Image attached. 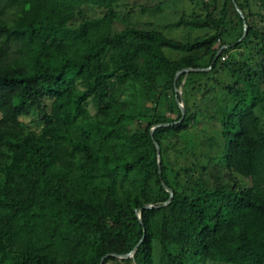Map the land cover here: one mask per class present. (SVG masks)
Segmentation results:
<instances>
[{"label": "trees", "instance_id": "16d2710c", "mask_svg": "<svg viewBox=\"0 0 264 264\" xmlns=\"http://www.w3.org/2000/svg\"><path fill=\"white\" fill-rule=\"evenodd\" d=\"M189 1L118 29L138 0H0V264H264V0H234L240 42L232 0ZM208 67L187 75L179 122L176 73ZM192 76L232 101L216 164H180Z\"/></svg>", "mask_w": 264, "mask_h": 264}, {"label": "rangeland", "instance_id": "374dc122", "mask_svg": "<svg viewBox=\"0 0 264 264\" xmlns=\"http://www.w3.org/2000/svg\"><path fill=\"white\" fill-rule=\"evenodd\" d=\"M141 8H161L162 10L157 16L153 17L147 14L142 15L140 13ZM86 10L91 16L100 14V11L92 7H87ZM193 10L194 7L189 0H138L134 13L128 16L126 22L118 23L117 28L122 29L124 26L131 24L145 25L147 22H158L162 25L178 18L182 12L189 14ZM123 14L126 15V12L124 11ZM159 30L173 39L184 40L189 38L187 32L181 29L170 31L159 27ZM239 52V50L232 51V57L240 59ZM216 77L220 79V83L232 82V78L224 70H220ZM205 80L206 78L203 76H192V83L187 86V93L184 96L187 99L190 111L198 114V123L188 131L187 151L180 159V164L183 166L220 162L223 139L217 118L221 116L227 107L231 106L232 101L224 93L223 86L220 87L209 82L207 91L193 89L198 84L204 83ZM257 115L261 119L264 128V104L257 109ZM245 185H248V182Z\"/></svg>", "mask_w": 264, "mask_h": 264}, {"label": "water", "instance_id": "95a60500", "mask_svg": "<svg viewBox=\"0 0 264 264\" xmlns=\"http://www.w3.org/2000/svg\"><path fill=\"white\" fill-rule=\"evenodd\" d=\"M232 1H233V4H234V7H235L236 12L239 14V16L241 17V19L243 20V34H242L241 38L238 40V42H240V41L243 40L244 37L246 36V33H247V25H246V23H245V21H244L245 18H244V15H243L242 11H241V10L238 8V6L235 4L234 0H232ZM228 48H229V46H223V47H221V48L218 50V52H217V54H216V56H215V58H214L213 63H214V62L216 61V59L218 58V56H219L220 52L222 51V49H228ZM210 69H211V67H208V68H205V69H202V68H185V69H182V70H180V71H178V72L176 73V75H175V80H176L181 74L184 75L181 84L179 85V87H178L177 89H175V92H176L177 95H178V97H177L176 100H177V103H178V106H179V108H180V112H181V115H182V118L180 119L179 122H181L182 119H183V117L185 116L184 99H183V94H182V90H183L182 85H183V83H184V81H185L187 75H188L189 73L205 72V71H208V70H210ZM175 123H177V122H175ZM175 123H170V124H169V123H166V124H157V125L153 126V127L150 129V135L153 136V132H154V130H155L156 128H159V127H168V126L173 125V124H175ZM154 144H155L156 151H157V165H158V168H160V162H161V161H160V150H159V146H158V144L155 143V142H154ZM163 187H164V189L168 192V194H169V198H168V200H167L166 202L162 203L161 206H165V205H167V204L171 201V199H172V197H173V192H172L167 186L163 185ZM154 207H155L154 205L146 204V205L143 206L142 209H152V208H154ZM142 209H140V210L137 211V217H138L140 223H142V219H141V210H142ZM141 241H142V240H141ZM137 247H138V245L135 246V247L133 248V250H131L129 253H127V254H123V255H119V254H108V255H106L102 260H104V259L107 258V257H113V258H116V259H133V256H134V253H135V250L137 249Z\"/></svg>", "mask_w": 264, "mask_h": 264}]
</instances>
